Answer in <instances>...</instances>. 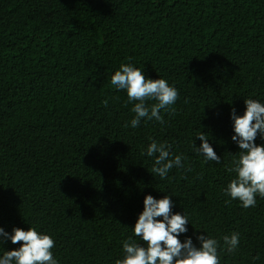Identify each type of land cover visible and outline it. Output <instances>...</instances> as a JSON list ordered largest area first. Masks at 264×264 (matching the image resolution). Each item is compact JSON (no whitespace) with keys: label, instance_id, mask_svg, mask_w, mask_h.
Segmentation results:
<instances>
[{"label":"trees","instance_id":"1","mask_svg":"<svg viewBox=\"0 0 264 264\" xmlns=\"http://www.w3.org/2000/svg\"><path fill=\"white\" fill-rule=\"evenodd\" d=\"M122 64L178 90L164 123L131 127L136 102L111 85ZM248 99L264 104V0H0V228L49 235L58 264H116L129 237L146 247L144 198L169 195L181 243L205 235L220 264H264V198L225 194ZM201 133L220 163L196 151ZM153 142L183 167L152 173ZM20 246L0 237V257Z\"/></svg>","mask_w":264,"mask_h":264},{"label":"clouds","instance_id":"2","mask_svg":"<svg viewBox=\"0 0 264 264\" xmlns=\"http://www.w3.org/2000/svg\"><path fill=\"white\" fill-rule=\"evenodd\" d=\"M111 85L118 90H126L128 102H136L131 109L135 117L131 120L132 128L139 126L142 119H155L164 123L161 111L174 112V105L179 98L175 87L169 86L165 79H147L141 70L130 64H122L120 70L111 77ZM147 101H156L149 108ZM246 110L242 116H237L232 110L233 130L232 140L237 143L239 158L232 161L229 172L236 173L226 189V195L232 200H239L244 209L256 206V197L264 198V146L255 143L259 135L264 139V104L253 99L245 100ZM107 106V101H104ZM128 125L126 124L125 127ZM201 146L195 148L205 158V162H221L207 136L203 133L197 136ZM170 145L151 143L142 155L156 156L151 172L161 179L167 177L173 168L183 167L181 155L171 157ZM158 154V156L156 155ZM144 210L139 215L133 228L134 236L139 237L146 247L132 242V238L123 243L124 257L116 264H220L218 256V241L200 235L197 248L191 238L183 243L178 239L187 233L188 219L179 213L173 214L174 207L171 196L155 199L148 195L143 201ZM0 237L10 240L13 245L20 244L18 250L6 251L0 257V264H58L52 249L55 241L46 234L38 233L34 228L24 231L14 228L9 235L0 228ZM228 252H234L239 246V235L233 233L223 237Z\"/></svg>","mask_w":264,"mask_h":264}]
</instances>
